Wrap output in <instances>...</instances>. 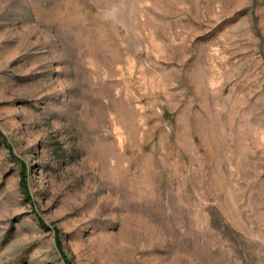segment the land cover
I'll list each match as a JSON object with an SVG mask.
<instances>
[{
    "label": "rangeland",
    "instance_id": "1",
    "mask_svg": "<svg viewBox=\"0 0 264 264\" xmlns=\"http://www.w3.org/2000/svg\"><path fill=\"white\" fill-rule=\"evenodd\" d=\"M0 264H264V0H0Z\"/></svg>",
    "mask_w": 264,
    "mask_h": 264
},
{
    "label": "trees",
    "instance_id": "2",
    "mask_svg": "<svg viewBox=\"0 0 264 264\" xmlns=\"http://www.w3.org/2000/svg\"><path fill=\"white\" fill-rule=\"evenodd\" d=\"M58 244H59V242H58Z\"/></svg>",
    "mask_w": 264,
    "mask_h": 264
}]
</instances>
